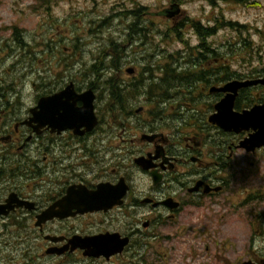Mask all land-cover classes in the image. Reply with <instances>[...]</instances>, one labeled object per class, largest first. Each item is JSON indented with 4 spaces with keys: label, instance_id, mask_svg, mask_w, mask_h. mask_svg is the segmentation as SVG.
Returning <instances> with one entry per match:
<instances>
[{
    "label": "flooded vegetation",
    "instance_id": "1",
    "mask_svg": "<svg viewBox=\"0 0 264 264\" xmlns=\"http://www.w3.org/2000/svg\"><path fill=\"white\" fill-rule=\"evenodd\" d=\"M128 38L115 86L96 83L104 74L43 68L29 103L8 67L13 47L0 56V264H142L144 238L197 212L246 225L243 255L219 264H264V54L205 43L192 61L164 69L158 48ZM132 58L139 63L125 68ZM66 89L92 91V129L61 130L44 110L31 121L40 99ZM99 198L106 209L91 211ZM97 236L106 250L126 244L84 256L75 243Z\"/></svg>",
    "mask_w": 264,
    "mask_h": 264
},
{
    "label": "rangeland",
    "instance_id": "2",
    "mask_svg": "<svg viewBox=\"0 0 264 264\" xmlns=\"http://www.w3.org/2000/svg\"><path fill=\"white\" fill-rule=\"evenodd\" d=\"M248 1L249 6L221 0L216 1L217 6H210L204 0H0V56L14 48L8 67L13 65L14 68L17 97L29 103L41 93L39 73L43 68H49L52 73L69 68L67 74H84L91 71L89 66L99 51L112 53L110 42H123L124 47L129 45L127 39L133 31L128 25L134 21L131 12L145 7L146 14L139 22L144 19L147 28L154 30L157 40H142L141 49L155 47L165 50L162 55L174 54L185 46L182 39L196 47L201 40L190 24L181 29V40L171 36L168 27L188 22V18L210 28L216 19L218 26L223 21H231L244 28L235 30L219 26L215 35L206 38L211 49L223 53L252 52L257 57L264 54V0ZM45 5H49V12ZM164 11L175 15L167 18L162 15ZM12 27H17L22 35L25 44L22 49L12 37ZM74 44L77 50L72 48ZM71 53L77 55L81 65L71 62V57L74 60ZM224 57L225 61L231 60L228 55ZM143 61L146 64L148 60ZM254 61L260 60L255 58ZM6 62V56L0 58V69ZM63 62L69 67H64ZM128 63L125 68L129 67ZM156 64H163L162 59H156ZM103 81L100 78L96 83L103 87ZM214 215L197 212L186 220L165 223L156 238L151 241L144 238L142 264H219V258L224 255L228 261L235 256L241 257L244 241L249 236L245 223L232 225L231 220L221 221ZM222 243L224 248L232 243L233 249L226 247L224 250L220 246Z\"/></svg>",
    "mask_w": 264,
    "mask_h": 264
},
{
    "label": "trees",
    "instance_id": "3",
    "mask_svg": "<svg viewBox=\"0 0 264 264\" xmlns=\"http://www.w3.org/2000/svg\"><path fill=\"white\" fill-rule=\"evenodd\" d=\"M48 2V0H45ZM206 2H208V4H210L211 6H217L216 1L217 0H204ZM223 2H230V3H239V4H243L244 6H249V1L248 0H243V1H239V0H221ZM46 4V3H45ZM46 6V5H45ZM49 5L46 6V12L50 11V7H48ZM253 6H257V5H253ZM251 7V6H250ZM144 8H137L135 11L131 12V14H133V22L131 23V25H128L130 30L133 31V33L131 35H133L135 37V34L138 35V37H140L144 40L147 38H151L153 37V30L148 29L147 28V24L144 21V19H142V21L139 22V20H141L140 17H142V15H144L145 13ZM216 21V20H215ZM214 21V22H215ZM187 24H190L191 28L195 31V33L200 37V44L196 47H187L188 43L186 41L181 40V29H183ZM187 24L184 22L178 23L176 24V26H174V28H171L170 31L173 34H177V36L180 38V40L185 44L186 49L184 51H177L176 52V56L173 58H170L171 56L166 57L167 59L169 58V61L163 65L164 69L167 68H173V65L175 66V63H177L178 61L182 60V63L189 60L188 62L192 61L195 57H196V53H198L199 51H206V47L207 44L206 43V38L209 37L210 35H214L216 28L220 27H228V28H233L236 30L237 27L240 28H244V26H239L238 23L235 22H231V21H223L218 25L212 27V28H204L202 27L201 23L197 20H188ZM12 37L15 40L17 46L22 49V47L25 45L23 42V38L22 35L19 34V31L17 29V27H13L12 28ZM244 42L248 41V39H244ZM154 42V41H153ZM123 42H119V43H111L110 47H112V53H106V51H99L95 58H94V62L89 66V69L91 70L90 72L87 71V73H92L93 78L98 77V75H102L104 74V72L108 71L109 73H107L109 75V79L107 78V74H106V78L103 81L106 85H112L115 86L119 81H114L116 80L114 76H111V73H114L115 71H117V68L119 69L120 67V63L121 60L120 57L122 56L123 53V46H122ZM46 44V43H45ZM51 49V46L49 47ZM73 49L77 50V45L74 44L72 46ZM145 49V48H144ZM159 51H161L159 49ZM78 52H80L78 50ZM184 54H182V53ZM106 53V54H105ZM71 55L74 57V60H72L71 57V62L74 61V64L76 66V63L81 65V60H79L77 58V55H75V53H71ZM178 56V57H177ZM198 56V55H197ZM162 57V56H160ZM164 58V57H163ZM165 59V58H164ZM62 59H60L61 61ZM62 62V61H61ZM187 62V63H188ZM118 64V67L116 68V65ZM64 67H69L67 66L64 62H63ZM69 68H65L64 71L68 70ZM114 71V72H113ZM115 74V73H114ZM177 77V75L175 76ZM116 83V84H115ZM112 92L115 93L117 95L116 98H118L119 93L114 92V88H112Z\"/></svg>",
    "mask_w": 264,
    "mask_h": 264
},
{
    "label": "water",
    "instance_id": "4",
    "mask_svg": "<svg viewBox=\"0 0 264 264\" xmlns=\"http://www.w3.org/2000/svg\"><path fill=\"white\" fill-rule=\"evenodd\" d=\"M94 99L95 97L91 90L85 92L82 96H76L75 92L70 89H66L63 92L55 94L51 97L40 99L36 112L32 113L31 121L40 120V117L43 116L42 111L44 110L50 112V115L53 117L55 115L57 116L56 124L61 128V130L81 127L82 123H85L86 125L89 123L88 125L92 127L96 124L93 104ZM78 101H81L83 104L80 108L75 107V104ZM223 105H226V101H224ZM40 109L41 111H39ZM60 110H62V112H60ZM213 121L215 122V120ZM103 202V198L89 202V206L97 205L95 209L89 207L90 210L106 209ZM104 237L105 236L99 237L93 244H102ZM125 244L126 243H123L122 246ZM87 246H89V250L85 252V255L87 256L99 257L101 255H107L106 250L100 246L91 249L92 245L90 243H85L81 247L85 248ZM115 252L117 251H111L110 254H114Z\"/></svg>",
    "mask_w": 264,
    "mask_h": 264
},
{
    "label": "bare ground",
    "instance_id": "5",
    "mask_svg": "<svg viewBox=\"0 0 264 264\" xmlns=\"http://www.w3.org/2000/svg\"><path fill=\"white\" fill-rule=\"evenodd\" d=\"M133 12V11H132ZM156 50V49H155ZM160 55H162V54H164L165 53V50H161V51H159V50H156ZM182 53V52H181ZM182 54H184V53H182ZM177 54L176 53H174V54H168V55H165L166 57H168V56H171L170 58H173V57H175ZM178 57V56H177ZM120 60V59H119ZM123 60V59H122ZM143 60H146L144 57H143ZM148 60V59H147ZM129 63L128 64H138L139 62L138 61H136L135 59H131V60H129L128 61ZM142 65H144V66H146V67H151L152 66V64H151V61L150 60H148V61H146V64H142ZM114 72V71H113ZM117 72V71H116ZM182 76V75H181ZM190 77V76H189ZM188 77V78H189ZM179 78V77H178ZM192 78V77H191ZM170 80V79H169ZM174 81V80H173ZM179 81V80H178ZM171 82V80L169 81V83ZM173 84H174V82H173ZM177 85V84H176ZM158 87H160V85L158 86ZM170 87V86H169ZM165 89V88H164ZM168 89V88H167Z\"/></svg>",
    "mask_w": 264,
    "mask_h": 264
}]
</instances>
